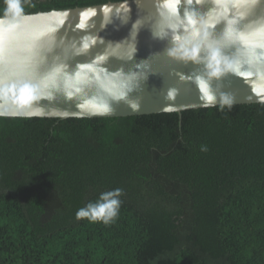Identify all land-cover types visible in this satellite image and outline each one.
I'll list each match as a JSON object with an SVG mask.
<instances>
[{
	"label": "trees",
	"instance_id": "trees-1",
	"mask_svg": "<svg viewBox=\"0 0 264 264\" xmlns=\"http://www.w3.org/2000/svg\"><path fill=\"white\" fill-rule=\"evenodd\" d=\"M117 188L112 223L77 218ZM0 264H264V102L0 117Z\"/></svg>",
	"mask_w": 264,
	"mask_h": 264
},
{
	"label": "clouds",
	"instance_id": "clouds-1",
	"mask_svg": "<svg viewBox=\"0 0 264 264\" xmlns=\"http://www.w3.org/2000/svg\"><path fill=\"white\" fill-rule=\"evenodd\" d=\"M5 2L8 6L4 16L0 17V25L11 35L0 43V117L43 116V107L36 106L35 102H52L57 96L76 100L80 115H111L114 103L121 101L132 110L140 108L139 98H130V93L139 90L141 81L146 79V74L142 75L140 71L144 62L136 64V70L127 72L123 67L110 70L106 66L110 57L131 60L135 49L127 56H120L116 53L122 41L108 42L90 61L72 66L70 61L74 57L87 54L98 43L104 44L103 38L98 35L83 37L72 45L71 52L60 48L66 37L58 35L59 29H54L50 37L40 41L27 39L13 31L18 17L24 14L21 0ZM201 2L209 5L206 11L189 7ZM124 3L127 5L126 16L122 18L126 20L130 7L127 0ZM161 8L163 14L157 9L156 20L151 24L153 37L168 39L171 46L167 48V54L177 61L203 64L204 74L194 78L202 90L203 107L219 105L221 111L225 107L231 109L234 94L223 91L222 86L214 87L212 82L228 74L242 76L246 71L264 66V0H176L175 10L161 0ZM110 19H104L101 27ZM221 24L223 27L217 31ZM142 25V18H138L133 27L139 30ZM213 52L221 57L216 65L208 59ZM98 85L99 94L89 91ZM22 89H31V95L22 94ZM85 93L86 99H78ZM176 93V89H169L167 98H174ZM53 111L56 115H68L67 110ZM122 194L123 190L119 188L102 194L103 203L89 204L86 209L78 210L77 218L112 223L118 215Z\"/></svg>",
	"mask_w": 264,
	"mask_h": 264
},
{
	"label": "water",
	"instance_id": "water-1",
	"mask_svg": "<svg viewBox=\"0 0 264 264\" xmlns=\"http://www.w3.org/2000/svg\"><path fill=\"white\" fill-rule=\"evenodd\" d=\"M163 4H175L176 0H162ZM130 7L128 17L124 0L109 1L101 4L79 6L65 9H53L50 11H39L36 13L23 14L18 17L16 28L13 30L27 39L40 41L50 37L54 29H59V36L66 39L60 43V48L71 52L72 45L86 36L98 35L103 38L104 44L98 43L89 49L85 55L74 57L70 63L75 66L77 62L86 63L93 56L102 52L108 42L122 41L117 49V55L127 56L134 49L136 52L131 60H122L110 57L106 66L110 70L123 67L127 72L130 69L136 70L135 65L144 62L140 70L142 75L146 74V79L141 81L139 90L130 93V98H139L140 108L132 110L129 105L121 101L114 103V112L111 115L78 114L77 101L65 100L63 96H57L55 101H36V106L43 107L45 115L38 117H118L130 115H143L160 112H182L186 109L201 108L200 96L202 90L194 82L197 75L204 74L203 64L197 65L192 62L184 63L177 61L167 54L170 47L168 39L154 38L151 24L156 20L157 9L163 14L161 0H127ZM209 5L201 2L199 5L193 4L190 8L196 7L200 11H206ZM183 12V6H181ZM2 17V16H0ZM111 18L106 26L101 27L103 20ZM138 18H142V26L133 27ZM83 25V27H80ZM223 25L217 26L219 31ZM11 32L0 25V43L9 38ZM59 51V49H57ZM214 57V59H213ZM212 65H216L221 59L215 52L208 57ZM214 87L223 91L233 93L234 104H250L264 102V66L251 72L246 71L242 76L228 74L221 80L212 82ZM100 86L89 89L93 94H99ZM169 89H176L174 98L168 99ZM31 95V89L27 93ZM87 93L78 99H86ZM67 110L68 115L60 116L54 111ZM33 117V116H31Z\"/></svg>",
	"mask_w": 264,
	"mask_h": 264
},
{
	"label": "snow or ice",
	"instance_id": "snow-or-ice-1",
	"mask_svg": "<svg viewBox=\"0 0 264 264\" xmlns=\"http://www.w3.org/2000/svg\"><path fill=\"white\" fill-rule=\"evenodd\" d=\"M14 2H15V0H12V3H14ZM168 6L170 8H172L173 10H175V4H169ZM82 27H83V25H82ZM202 87H203V84H202ZM21 91H22V94L25 93V92L28 93L30 91V89H22Z\"/></svg>",
	"mask_w": 264,
	"mask_h": 264
}]
</instances>
